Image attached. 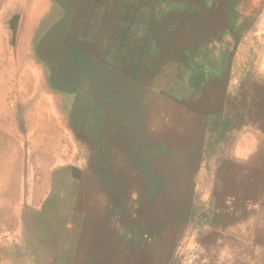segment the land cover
<instances>
[{
  "label": "rangeland",
  "instance_id": "obj_1",
  "mask_svg": "<svg viewBox=\"0 0 264 264\" xmlns=\"http://www.w3.org/2000/svg\"><path fill=\"white\" fill-rule=\"evenodd\" d=\"M0 264H264V0H0Z\"/></svg>",
  "mask_w": 264,
  "mask_h": 264
},
{
  "label": "bare ground",
  "instance_id": "obj_2",
  "mask_svg": "<svg viewBox=\"0 0 264 264\" xmlns=\"http://www.w3.org/2000/svg\"><path fill=\"white\" fill-rule=\"evenodd\" d=\"M106 25V24H105ZM41 40V39H40ZM46 40V39H45ZM44 40V41H45ZM50 41V40H49ZM67 47V46H66ZM47 48V47H46ZM60 52H61V50H60ZM58 54V53H57ZM51 55H52V53H51ZM56 55V54H55ZM56 57V56H55ZM52 58V57H51ZM50 59V58H49ZM60 60V59H59ZM125 60V59H124ZM51 61V60H50ZM53 61V60H52ZM57 70V69H56ZM58 74V73H57ZM64 75V74H63ZM79 76V75H78ZM61 78V77H60ZM62 79V78H61ZM243 138H242V140L240 139V140H237V142H236V144H235V149H234V152H233V158H238L239 157V155L241 154V153H243L244 155H246V158L247 159H249V160H252V161H255L254 160V158L253 157H255V155L253 154V145H250L251 147L249 148V150L247 151H242V149H243V147H244V145H243ZM242 170V169H241ZM248 170V169H247ZM246 170V171H247ZM244 173V172H243ZM237 174H240V173H237ZM242 174V173H241ZM238 178V177H237ZM243 179V178H242ZM243 182V181H242ZM246 185H249V184H246ZM245 189V188H244ZM248 189V188H247ZM40 192V191H39ZM3 237V236H2ZM5 241V240H4ZM15 249V248H14Z\"/></svg>",
  "mask_w": 264,
  "mask_h": 264
}]
</instances>
